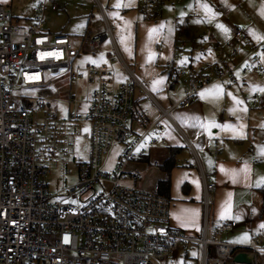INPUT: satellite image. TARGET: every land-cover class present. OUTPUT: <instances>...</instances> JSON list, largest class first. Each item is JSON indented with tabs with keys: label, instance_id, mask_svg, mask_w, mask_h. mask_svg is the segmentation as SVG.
Masks as SVG:
<instances>
[{
	"label": "built area",
	"instance_id": "built-area-1",
	"mask_svg": "<svg viewBox=\"0 0 264 264\" xmlns=\"http://www.w3.org/2000/svg\"><path fill=\"white\" fill-rule=\"evenodd\" d=\"M46 6L44 0L32 7L30 22L18 25L11 10L0 4V264H160L162 258L189 242L202 244V264H228L239 245L209 239L207 228L201 239L188 237L170 223L168 196L121 184L126 176L124 165L146 153L142 144L151 128L136 134L131 126L136 85L129 77L119 76L113 57L98 65H75L82 52H97L107 36L112 39L106 22L104 32L92 33L85 43L75 46L69 35L44 31ZM233 37L235 48L221 67L208 73L191 69L188 61L175 67L171 85L187 74V87L172 108L189 106L200 90L216 80L230 76L234 81L233 73L240 66L244 71L251 66L264 72V62L256 54L264 53V39L250 44L242 28H235ZM243 49L248 52L241 53ZM178 56L176 51L174 58ZM55 79L67 83L69 101L74 104L79 103L75 85L85 80L89 93L81 103L86 109H75L70 116L90 122L89 131L82 136L90 148L88 159L77 164L76 182L51 194V159L44 146L56 124L49 112L38 120L37 112L45 108L46 101L35 91L47 88ZM113 142L124 144L125 149L115 168L106 171L102 157ZM129 174L134 182L140 178L138 173ZM212 187L204 183L206 193ZM235 225L226 221L220 230ZM210 245H215L211 256ZM248 248L242 253L249 261L233 264H251L258 254L264 258V246Z\"/></svg>",
	"mask_w": 264,
	"mask_h": 264
},
{
	"label": "crops",
	"instance_id": "crops-1",
	"mask_svg": "<svg viewBox=\"0 0 264 264\" xmlns=\"http://www.w3.org/2000/svg\"><path fill=\"white\" fill-rule=\"evenodd\" d=\"M96 1L110 27L101 1ZM117 1L119 11L136 12L135 45L129 58L137 72L136 79L149 86L140 81L145 93L135 90L131 126L136 134L151 127L144 142L149 136L151 140L148 147L143 142L146 153L135 159L130 169L145 172V180L156 170L153 182L142 180L141 185V189L156 190L158 181L166 176L164 164L173 155L176 165L170 170V223L185 233L207 228L208 237L210 218L217 224L224 222L236 205L250 202L247 190L252 188V171L259 154L253 146L254 128L250 121L247 128L241 121L251 114V108L243 101L239 105L236 100L229 102L228 96H234L232 87L219 83L209 88L213 82L200 90L189 106L172 108V103L185 95L187 74L183 75V90H178L181 78L171 85L172 76L175 67L186 61L191 69L207 73L221 67L223 59L235 48V28L244 30L250 44L260 43L263 39L258 37H264V0H166L157 20L144 18L138 7L141 0ZM53 5L56 9L58 4ZM29 16L23 25L30 22ZM89 17H94L93 12ZM100 32L103 31L94 33ZM92 33L88 30L86 35ZM112 43L126 64L113 34ZM176 51L179 56L174 58ZM247 52L248 49L241 51ZM239 69L247 72L252 68L244 71L240 66L235 71ZM212 94L217 96L216 104L210 100ZM235 112L241 115L239 120L234 117ZM205 182L213 185L212 192H205Z\"/></svg>",
	"mask_w": 264,
	"mask_h": 264
},
{
	"label": "rangeland",
	"instance_id": "rangeland-1",
	"mask_svg": "<svg viewBox=\"0 0 264 264\" xmlns=\"http://www.w3.org/2000/svg\"><path fill=\"white\" fill-rule=\"evenodd\" d=\"M42 1L44 0H0V4L7 5L13 14V22L22 25L25 22V18L31 14L32 7L39 5ZM100 1L106 12L114 40L123 56V60L128 65L131 72L138 76L129 58V54L133 53V47L135 45L134 13L136 12L125 14L119 11L116 9L117 0ZM47 3L44 12V31L47 33H62L69 35L75 42V46H80L82 43L86 42L88 38L86 32L88 30L94 33L99 31L104 32L106 29L102 10L96 0H47ZM54 3L58 4L56 9L52 7ZM90 12H93L94 17H89ZM24 25H27V22ZM256 54L264 62V53L262 51H257ZM107 57L115 58V62L118 65L119 76L129 77L131 81L135 83L136 90L145 93L136 77H133L129 71L125 69L120 56L114 48L110 35L107 36L99 51L82 52L81 57L75 61V65L87 63L98 65L106 62ZM230 67H233V63L230 64ZM249 68L252 69H247V72H243V68L234 71V81L228 76L223 80L214 81L212 86L209 87L211 88L219 83L229 85L234 92V96H228L229 102L236 100V103L239 105V101H243L247 107L249 105L251 108V114H246L245 119L241 121L246 128L250 121L251 126L254 128L255 143L253 146L256 147L257 153L259 154L256 168L252 171V188L247 190V196H249L250 202L248 205L245 204L240 207L236 205L229 219L224 220V222L233 220L236 223L234 227L220 230L224 222L222 221L223 223L217 224L216 222L214 223L212 218H210V226L208 225V237L210 239H219L220 241L227 242L236 241V244L242 247H249L253 244L264 246V193L259 190L260 187L264 185V72L251 66ZM50 75L49 73V76ZM140 81L149 88L144 80L140 79ZM63 83L64 81L62 79H55L47 88L35 91L37 95L43 96L46 101L45 108L37 112L36 116L38 120H43L46 117V113L49 112L52 114V122L56 124L55 131H51L48 143L44 146L48 150L47 157L51 159L50 164L52 173L49 175L48 179L49 191L51 194H58L62 187L76 182L78 178L77 164L79 161L88 159L90 148L88 140L82 137L89 131L90 122L86 119L73 120L70 116V113L75 109L81 111L86 109L85 104L81 103L82 100L87 99V94L89 93L86 82L80 79L77 85H75L78 92L77 99L79 100L77 104L70 103L68 95L69 87L67 83ZM184 86V76H181L178 90H183ZM239 86H243L244 88L242 87V89L239 90ZM178 90L175 92L177 93ZM172 93L174 94V92ZM228 93H231V91L228 90ZM261 96L262 106L261 103L258 107L253 106L254 100L260 102ZM228 99H226V102H228ZM210 100L212 103L216 104L217 96L215 95L214 97V94H212ZM238 115L241 116L239 113L235 112L234 117L236 120L240 119ZM163 117L164 115L161 116V119ZM142 133H145L144 130ZM151 135H154V133ZM261 136L262 142L260 141ZM43 137L44 135L40 134V140H42ZM149 137L144 142V145H147V147L149 145V140H151ZM42 147L43 144L39 143L38 148ZM124 149V144L113 142L108 152L102 157L103 169L112 171L122 158ZM135 159L130 160L124 165L126 176L121 179V184L124 186L136 185L138 188H141V185L144 183L142 180H145V172L141 173L140 171L130 169L134 166L133 163L138 160ZM129 173H138L141 179L139 178L138 181L136 180L137 182H134L130 179ZM155 173L156 170H152L151 175L146 177V183L150 184L153 182ZM209 191L212 192V189ZM69 201L77 203L75 199H70ZM172 227L188 237L195 239L203 238L205 233L204 227L202 231L198 233H192L190 231L185 233L173 225ZM209 248L215 250V245H210ZM202 249V244L198 242H189L187 245L181 244L180 249L175 254L165 256L160 260V264H202ZM242 252L243 250L238 251L236 254L233 253L228 264H233L235 262V256ZM253 262L255 264H264V258L261 254H258L252 259V263Z\"/></svg>",
	"mask_w": 264,
	"mask_h": 264
},
{
	"label": "trees",
	"instance_id": "trees-1",
	"mask_svg": "<svg viewBox=\"0 0 264 264\" xmlns=\"http://www.w3.org/2000/svg\"><path fill=\"white\" fill-rule=\"evenodd\" d=\"M166 0H141L138 7L142 11L144 18L147 20H157L160 18L163 10V5L165 4ZM262 106V96L260 102ZM176 165V162L174 161L173 155H171L170 158H168L164 164V169L166 171V176L163 179H160L157 184V191L161 194H164L166 196L169 195L170 191V170L172 167ZM261 192L264 193V185L260 187L259 189ZM246 251L249 250L248 247L243 248L242 246L237 247L235 251L233 252L236 254L238 251ZM208 254L214 255L213 248H209Z\"/></svg>",
	"mask_w": 264,
	"mask_h": 264
},
{
	"label": "water",
	"instance_id": "water-1",
	"mask_svg": "<svg viewBox=\"0 0 264 264\" xmlns=\"http://www.w3.org/2000/svg\"><path fill=\"white\" fill-rule=\"evenodd\" d=\"M235 261H249V257L245 253H239L235 256Z\"/></svg>",
	"mask_w": 264,
	"mask_h": 264
},
{
	"label": "snow or ice",
	"instance_id": "snow-or-ice-1",
	"mask_svg": "<svg viewBox=\"0 0 264 264\" xmlns=\"http://www.w3.org/2000/svg\"><path fill=\"white\" fill-rule=\"evenodd\" d=\"M258 39H264V37H258ZM245 239H246V237H245Z\"/></svg>",
	"mask_w": 264,
	"mask_h": 264
},
{
	"label": "bare ground",
	"instance_id": "bare-ground-1",
	"mask_svg": "<svg viewBox=\"0 0 264 264\" xmlns=\"http://www.w3.org/2000/svg\"><path fill=\"white\" fill-rule=\"evenodd\" d=\"M245 264H250V263L248 262V263H245ZM251 264H254V263H251Z\"/></svg>",
	"mask_w": 264,
	"mask_h": 264
}]
</instances>
